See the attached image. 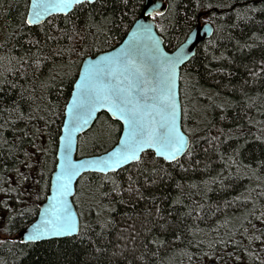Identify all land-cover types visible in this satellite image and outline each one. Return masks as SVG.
<instances>
[{
    "label": "trees",
    "instance_id": "16d2710c",
    "mask_svg": "<svg viewBox=\"0 0 264 264\" xmlns=\"http://www.w3.org/2000/svg\"><path fill=\"white\" fill-rule=\"evenodd\" d=\"M29 2L0 0V188H18L23 192L18 199L24 201L0 192V200L12 209L0 203V264H264V0H166L155 22L168 51L186 39L198 20L214 29L181 69L182 128L192 139L191 156L180 159L183 169L158 159L164 171L154 183L135 167H125L116 179L127 189L132 177L139 193L131 196L111 192V184L98 188V180L85 174L74 198L80 235L26 244L17 235L35 221L49 192L56 132L78 69L86 57L125 38L145 0H96L91 16L92 6L73 16L79 35L62 18L55 21L61 31L21 26ZM98 24L107 38L97 33ZM68 63L70 72L63 67ZM49 109L56 112L55 123L46 128L38 117L47 119ZM107 119L102 113L80 136L79 157L104 153L117 143L119 131L101 146L91 143ZM88 181L100 201L91 210L82 192ZM105 221L111 224L102 228ZM85 224L91 226L87 232ZM256 236L261 240L250 242Z\"/></svg>",
    "mask_w": 264,
    "mask_h": 264
},
{
    "label": "snow or ice",
    "instance_id": "6c2138e0",
    "mask_svg": "<svg viewBox=\"0 0 264 264\" xmlns=\"http://www.w3.org/2000/svg\"><path fill=\"white\" fill-rule=\"evenodd\" d=\"M87 6H92L91 16L95 12V0H30L25 4L26 11L21 18V26L27 25L29 29L38 26L43 31L44 25H49L61 31L55 21L62 18L66 28L71 25L72 31L79 35L73 16ZM211 7H213L211 4H197V8ZM156 15L160 13L157 12ZM96 31L107 38L104 25H96ZM89 35L96 36V33ZM195 38L194 35L190 36L189 41ZM28 43L38 44L39 41H28ZM161 44V39L153 35L152 25L138 24L123 46L112 53L89 59L83 64L82 69H78V79L73 81L70 92L71 100L67 102L66 109L62 113L66 118L62 120V127L56 132L59 149L58 164L55 178L50 184L51 195L47 196L48 205L39 212V221L26 230L28 235L24 243H34L49 237L80 235V214L73 211L69 197L75 195L74 181L78 178L84 179L85 174H91L93 179L98 180V188L111 184V192L120 195L121 192L127 191L131 196L133 192L139 193L138 188H132L134 183L132 177L128 178L127 189H121L116 179L120 171L126 170L125 166L135 167L139 174L151 176L152 183L164 171L158 167V158L170 165L184 168L180 164V158L184 155L191 156L192 139L181 131L179 120L182 113L177 99V81L178 68L187 60L188 52L182 46L170 55L163 50ZM74 51L75 49L69 50V54ZM63 67L70 72V63ZM52 79L55 81L56 77ZM101 110L107 114L108 119L101 124L92 138L93 147L101 146L110 140L114 131L122 133L117 138L118 143L111 151L104 149L102 155L82 160L74 159L77 134L84 132L95 123L99 119L98 114ZM55 115L56 112L49 109L47 119L43 116L38 119L44 120L45 127L49 128L55 123L52 119ZM116 123L121 126L119 129L116 128ZM40 131L36 129V132ZM24 135L27 136L28 133L25 132ZM4 143L7 144V140ZM32 143L35 146L34 141ZM87 143L88 141H85V145ZM37 151L45 150L37 147ZM24 155L30 154L25 152ZM21 163L25 162L21 161ZM37 163L42 165L41 161ZM25 166L29 169L33 167L27 163ZM17 171L24 180L29 179L24 173ZM40 175L42 177L43 172ZM35 183L39 184V180ZM0 192L9 198L15 193L17 203H24L18 199L23 195L18 188H0ZM82 192L89 210L93 205L100 206L96 192L91 187V181L82 188ZM111 192L104 193V196H110ZM35 194L39 195V193ZM120 202L123 203V200ZM0 203L3 204L4 209L12 211L6 201L0 200ZM251 214L254 215V211ZM20 215H24V212ZM97 216L99 217L100 213H97ZM261 216L264 217V212ZM261 223H264V220H261ZM110 224L111 221H105L101 227ZM90 227L89 224H85L83 230L87 232ZM261 235L264 236V233ZM230 240L231 238L222 243L227 244ZM251 240H261V236L251 238L250 242ZM204 255L207 256L208 253Z\"/></svg>",
    "mask_w": 264,
    "mask_h": 264
},
{
    "label": "water",
    "instance_id": "95a60500",
    "mask_svg": "<svg viewBox=\"0 0 264 264\" xmlns=\"http://www.w3.org/2000/svg\"><path fill=\"white\" fill-rule=\"evenodd\" d=\"M96 1V0H95ZM166 10V0H145V4H144V7H143V10H142V13L139 15V17L136 19V21L134 22V24L132 25V27L130 28L129 32L127 33V35L125 36V38L117 45L115 46L114 48L110 49V50H107V51H103V52H100L98 53L97 55L95 56H88L86 57L82 64H81V67L80 69H82L83 67V64L85 62H87L89 59H94L95 57L99 56V55H104V54H108V53H112L114 52L117 48L123 46L125 44V42L129 39V35L136 29L137 25L138 24H149V25H152V29H153V35H155L157 38L161 39L162 41V48L164 51H166L168 54H174L176 52L177 49H179L180 47H184L185 50L188 52V58L187 60L179 66L178 68V81H177V99H178V103H179V106H180V109H181V113H182V105H181V96H180V78H181V69L187 65L196 55L197 53V50H198V47L199 45L205 41V40H208L210 39L213 34H214V29H213V26L210 24V23H201L200 20H198V24L196 25V27L188 34V36L186 37V39L173 51H168L166 48H165V45H164V38L160 35V33L158 32L157 30V27H156V22H155V17L157 16H161L164 14ZM159 12L160 15H156V13ZM206 14V13H205ZM195 36L196 38L194 40H191L189 41V37L190 36ZM77 79H78V76H77ZM71 100V95H70V98H69V101ZM66 109V107H65ZM102 113H105L103 110H101V112L98 114L101 115ZM66 117H64L65 119ZM96 123V122H95ZM93 123L88 129H86L84 132H81V133H78L77 134V147L76 149L74 150V153H73V158L74 159H77V160H82V159H85V158H90L91 156H95V155H91V156H83V157H79L78 156V143H79V138L81 135H83L84 133H86L88 130H90L94 124ZM179 123L181 125V131H183V128H182V115H181V118L179 120ZM185 133V132H184ZM122 134V133H121ZM120 134V135H121ZM186 134V133H185ZM187 135V134H186ZM118 143V141H117ZM116 144L113 146L115 147ZM112 147V148H113ZM109 149V151L112 150ZM58 153H59V149H57V154H56V166H55V169L51 175V179H50V184L51 182L54 180L55 178V172L57 170V164H58V160H57V156H58ZM103 153L101 154H98V155H102ZM185 156V155H184ZM184 156H182L180 159H182ZM127 167V166H125ZM79 181V178L74 181V184H73V191L74 193L76 194V186H77V183ZM51 195V191H50V186H49V192L47 194V196ZM47 196H46V199L40 203L39 205V212L47 207L48 205V200H47ZM74 196H71L69 197V200L70 202L72 203V206H73V211L75 213H78L77 211V208L73 202V199H74ZM39 212H38V215H37V218L35 219L34 222H32L26 229H24L23 231H21L18 235H17V239H19V241L21 243H24L23 241L26 239L27 235H28V232L26 231L27 229H30L31 226L33 224H35L36 222L39 221ZM79 223H80V226H81V220H80V217H79ZM74 236H77L75 234H71V235H67V236H62V237H58V238H53V237H49V238H44L42 240H39V241H36L34 243H39V242H43V241H50V240H57V239H64V238H69V237H74ZM27 244V243H26ZM209 264H216L214 261H211Z\"/></svg>",
    "mask_w": 264,
    "mask_h": 264
},
{
    "label": "bare ground",
    "instance_id": "6f19581e",
    "mask_svg": "<svg viewBox=\"0 0 264 264\" xmlns=\"http://www.w3.org/2000/svg\"><path fill=\"white\" fill-rule=\"evenodd\" d=\"M201 23H209V22H201ZM133 24H134V23H133ZM131 27H132V26H131ZM129 30H130V29H129ZM128 32H129V31H128ZM69 98H70V97H69ZM68 101H69V100H68ZM99 116H100V115H99ZM63 119H64V117H63ZM91 129H92V128H91ZM91 129H90V130H91ZM88 131H89V130H88ZM88 131H87V132H88ZM183 131H184V130H183ZM87 132H86V133H87ZM86 133H84V134H86ZM78 145H79V143H78ZM56 154H57V152H56ZM82 157H83V156H82ZM158 159H159V158H158ZM161 160H162V159H161ZM166 163H167V162H166ZM75 195H76V194H75ZM74 198H75V196H74ZM73 202H74V199H73ZM78 214H79V213H78ZM79 217H80V215H79ZM36 218H37V217H36ZM26 228H27V227H26ZM26 228H25V229H26ZM23 230H24V229H23ZM23 230H21V231H23ZM21 231H20V232H21ZM20 232H19V233H20ZM19 233H18V234H19Z\"/></svg>",
    "mask_w": 264,
    "mask_h": 264
}]
</instances>
